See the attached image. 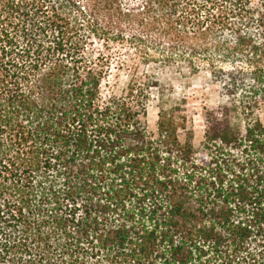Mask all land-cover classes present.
I'll list each match as a JSON object with an SVG mask.
<instances>
[{"label": "trees", "instance_id": "obj_1", "mask_svg": "<svg viewBox=\"0 0 264 264\" xmlns=\"http://www.w3.org/2000/svg\"><path fill=\"white\" fill-rule=\"evenodd\" d=\"M125 45L219 86L198 148L101 99ZM261 103L264 0H0V264H264Z\"/></svg>", "mask_w": 264, "mask_h": 264}, {"label": "rangeland", "instance_id": "obj_2", "mask_svg": "<svg viewBox=\"0 0 264 264\" xmlns=\"http://www.w3.org/2000/svg\"><path fill=\"white\" fill-rule=\"evenodd\" d=\"M111 56L110 68L100 87L101 99L121 97L130 81L154 77L161 86L150 91L145 115L147 134L151 138L157 136L158 114L162 111L174 121L178 140L185 141L191 133V143L198 148L203 140L205 111L220 102V88L210 81L209 73L202 70L192 75L185 69L144 66L126 45L114 46ZM257 115L264 125V103L259 104Z\"/></svg>", "mask_w": 264, "mask_h": 264}]
</instances>
